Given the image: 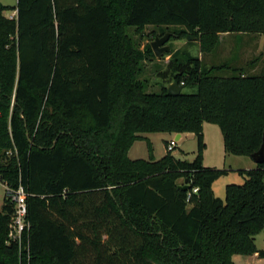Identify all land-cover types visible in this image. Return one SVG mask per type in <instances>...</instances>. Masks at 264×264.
<instances>
[{"label":"trees","instance_id":"trees-1","mask_svg":"<svg viewBox=\"0 0 264 264\" xmlns=\"http://www.w3.org/2000/svg\"><path fill=\"white\" fill-rule=\"evenodd\" d=\"M150 25L182 26L208 54L221 34H264V0L0 2V176L26 187L30 222L21 249L7 242L15 207L6 195L0 264L264 258L256 245L264 230V163L218 168L202 159L204 122L221 128L228 153L251 156L261 147L264 68L250 71L261 58L206 66L177 49L165 53L167 84L149 91L145 64L157 57L151 42L134 43L127 28L143 35ZM173 81L197 90L171 94ZM151 132L195 133V159L168 150L155 159L151 146L147 159L131 158L134 142ZM232 171L244 182L227 184L222 199L213 183Z\"/></svg>","mask_w":264,"mask_h":264},{"label":"rangeland","instance_id":"rangeland-1","mask_svg":"<svg viewBox=\"0 0 264 264\" xmlns=\"http://www.w3.org/2000/svg\"><path fill=\"white\" fill-rule=\"evenodd\" d=\"M3 4L13 6L17 3V0H0ZM14 11L6 10L4 13L13 15ZM127 32L129 36L136 43L141 41V45L152 42L156 36H161L165 32H171L172 36L168 41V44L172 48V52L180 49L181 52L191 54L193 56L202 55L201 44L198 37L183 29L178 25L167 26H154L150 25L144 29L143 35L136 32L135 27H128ZM252 35V36H251ZM240 35L239 34H221L220 45L215 52L203 54V63L206 66L214 64L230 63L231 65L243 66L244 63L249 60L260 56L258 66L254 70L256 71L264 68V34L262 35ZM181 36V37H180ZM188 36H194L195 39H189ZM170 55H163L161 58L157 57V60L148 61L145 64V72L143 76L148 78L149 91H159L161 85L167 84L166 79L162 76L164 70L168 65ZM158 66V67H157ZM228 73V72H227ZM175 82V81H173ZM171 82V83H173ZM170 83V84H171ZM168 84V86L170 85ZM196 87H185V92H196ZM204 141L206 148L202 152L203 163L207 166L218 168H234V169H248L255 167L256 163L251 156L235 155L225 151L224 139L221 128L213 123H203ZM177 133L169 132H151L143 133V140L135 141L129 156L131 158H148L149 146L152 148V153L155 159L161 158L167 152L165 141L176 138ZM198 151V141L195 133L187 132L182 133L181 138L177 140V145L172 151V154L183 160L192 161L195 159ZM244 182V178L236 171L230 172L228 175L220 177L213 185L215 194L225 199L226 190L225 187L230 183L241 184ZM6 196L5 187L0 184V204L3 202ZM256 245L259 249H264V230L256 235ZM236 264H264V258L251 257L246 254H238L234 260Z\"/></svg>","mask_w":264,"mask_h":264},{"label":"built area","instance_id":"built-area-1","mask_svg":"<svg viewBox=\"0 0 264 264\" xmlns=\"http://www.w3.org/2000/svg\"><path fill=\"white\" fill-rule=\"evenodd\" d=\"M16 14V10L13 15ZM177 145V139H171L168 141L166 149L173 151ZM0 184L5 187L7 197L14 203L15 212L10 224V231L7 242L18 243L21 249L24 236L30 230V222L28 220V191L24 184L20 182L17 187L9 185L6 181H3L0 176ZM194 192L198 191V188H193Z\"/></svg>","mask_w":264,"mask_h":264},{"label":"water","instance_id":"water-1","mask_svg":"<svg viewBox=\"0 0 264 264\" xmlns=\"http://www.w3.org/2000/svg\"><path fill=\"white\" fill-rule=\"evenodd\" d=\"M172 34L171 32H166L162 36H156L155 39L151 42V46L156 57L161 58L165 53H170L172 51L171 46L168 44ZM189 39H195L194 36H188ZM183 85L178 82H173L168 86V92L171 94H178L183 90ZM181 136V133L177 134L176 139L178 140ZM32 142V141H31ZM252 159L256 164L264 163V140L261 147L254 153L251 154ZM184 190H187L190 186L184 185L181 186Z\"/></svg>","mask_w":264,"mask_h":264},{"label":"crops","instance_id":"crops-1","mask_svg":"<svg viewBox=\"0 0 264 264\" xmlns=\"http://www.w3.org/2000/svg\"><path fill=\"white\" fill-rule=\"evenodd\" d=\"M199 57L203 60V58H204V57H203V53H202V55H200ZM177 134H178V133H177ZM177 134H176V137H177ZM181 136H182V133H181ZM181 136H180V138H181ZM143 138H144V136H143L141 139H139V140H143ZM137 141H138V140H137ZM137 141H136V142H137ZM132 146H133V145H132ZM131 148H132V147H131ZM131 148H130V150H131ZM130 150H129V152H130ZM216 181H217V180H216ZM216 181H215V182H216ZM215 182L213 183V185L215 184ZM213 189H214V188H213ZM214 192H215V191H214ZM257 247H258V246H257ZM237 255H238V254L233 255V260L236 259V256H237ZM250 256L253 257V258H254V257H258L257 254L250 255Z\"/></svg>","mask_w":264,"mask_h":264}]
</instances>
